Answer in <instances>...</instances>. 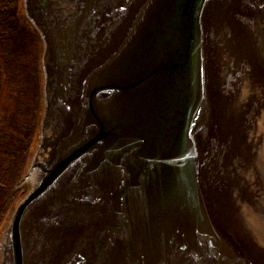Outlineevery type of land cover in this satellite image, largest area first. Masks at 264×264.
I'll return each instance as SVG.
<instances>
[{"label": "water", "instance_id": "95a60500", "mask_svg": "<svg viewBox=\"0 0 264 264\" xmlns=\"http://www.w3.org/2000/svg\"><path fill=\"white\" fill-rule=\"evenodd\" d=\"M20 19L40 116L0 264H264V0H21Z\"/></svg>", "mask_w": 264, "mask_h": 264}, {"label": "trees", "instance_id": "16d2710c", "mask_svg": "<svg viewBox=\"0 0 264 264\" xmlns=\"http://www.w3.org/2000/svg\"><path fill=\"white\" fill-rule=\"evenodd\" d=\"M20 0H0V226L10 207L22 196L16 188L26 169L37 131L41 101L40 45L20 19Z\"/></svg>", "mask_w": 264, "mask_h": 264}, {"label": "rangeland", "instance_id": "374dc122", "mask_svg": "<svg viewBox=\"0 0 264 264\" xmlns=\"http://www.w3.org/2000/svg\"><path fill=\"white\" fill-rule=\"evenodd\" d=\"M9 90H8V88L5 86V85H2V92H1V98H0V101H1V106H4V105H7L8 104V101H9ZM23 189H24V191H23V194L26 192L27 193V191H28V189H29V187H28V185L26 184V185H24L23 186Z\"/></svg>", "mask_w": 264, "mask_h": 264}]
</instances>
